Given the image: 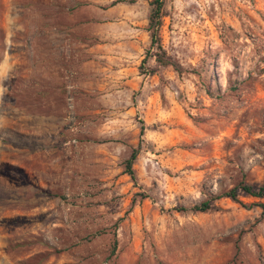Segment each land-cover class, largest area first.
Here are the masks:
<instances>
[{"label":"rangeland","instance_id":"rangeland-1","mask_svg":"<svg viewBox=\"0 0 264 264\" xmlns=\"http://www.w3.org/2000/svg\"><path fill=\"white\" fill-rule=\"evenodd\" d=\"M38 1L73 65L35 106L0 84V264H264V197L179 211L264 183V0H166L173 66L151 0Z\"/></svg>","mask_w":264,"mask_h":264},{"label":"crops","instance_id":"crops-1","mask_svg":"<svg viewBox=\"0 0 264 264\" xmlns=\"http://www.w3.org/2000/svg\"><path fill=\"white\" fill-rule=\"evenodd\" d=\"M38 0H5L3 7V33L0 36V84L3 83L4 94L18 93L19 98L32 101L36 98L45 101L53 92H58L59 69H71L74 54L70 50L50 49L45 42L43 25H52L54 21L46 20L35 14ZM40 3V2H39ZM41 16V14H40ZM19 18V20H18ZM1 33V32H0ZM48 42H50L48 40ZM61 59H65L61 61ZM19 83V87L15 84ZM17 88V89H16ZM13 103V101H11ZM23 111V110H22ZM27 112V111H26ZM28 114H35L27 112ZM37 117V116H36Z\"/></svg>","mask_w":264,"mask_h":264},{"label":"trees","instance_id":"trees-1","mask_svg":"<svg viewBox=\"0 0 264 264\" xmlns=\"http://www.w3.org/2000/svg\"><path fill=\"white\" fill-rule=\"evenodd\" d=\"M166 0H151L149 2L150 6V12L148 16V27L147 31L150 36V47L155 48L158 50L155 54H153V57L155 61L162 65V66H173L171 60L166 56L164 50L161 47L160 44V37L159 32L161 28L162 23V11ZM133 2V0H131ZM141 129V133H142ZM139 150L133 149L129 155V157L125 160L124 168L125 173L130 177L132 181L136 180L135 172L133 170V164L137 159ZM243 193L245 195L262 199L264 197V183L260 186H253L246 183H240L237 186L231 188L227 192L219 195V196H212L209 200L200 202L198 204H195L191 206L190 208H179V211H190L193 213H205L212 208V202L221 198H227L233 202L240 203L239 200V194ZM257 207H259L264 212V204L259 202L257 204Z\"/></svg>","mask_w":264,"mask_h":264}]
</instances>
